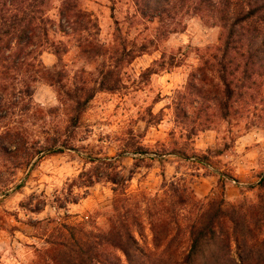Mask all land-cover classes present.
I'll return each instance as SVG.
<instances>
[{
  "label": "rangeland",
  "instance_id": "obj_1",
  "mask_svg": "<svg viewBox=\"0 0 264 264\" xmlns=\"http://www.w3.org/2000/svg\"><path fill=\"white\" fill-rule=\"evenodd\" d=\"M76 2L82 13L69 23L51 3L40 56L48 80L32 84L36 108L17 125L29 145L56 140L62 153L17 170L0 161V264H76L79 244L122 226L134 261L184 264L200 215L221 202L249 212L264 197V77L237 74L228 100L220 27L143 19L133 0ZM9 128L0 123V135Z\"/></svg>",
  "mask_w": 264,
  "mask_h": 264
},
{
  "label": "trees",
  "instance_id": "obj_2",
  "mask_svg": "<svg viewBox=\"0 0 264 264\" xmlns=\"http://www.w3.org/2000/svg\"><path fill=\"white\" fill-rule=\"evenodd\" d=\"M53 1L61 3L59 17L68 23L82 13L77 0H0V123L11 126L0 135V161L11 160L14 170L28 166L42 153L47 156L62 153L56 149V140L47 148L36 146L38 143L29 145L17 129L23 116L36 108L32 84L38 79L48 80L40 56L49 43L50 20L46 14ZM133 3L143 19L169 21L170 26L178 25L177 21L186 17L199 18L209 27L224 30V51L218 60L220 80L228 100L234 96L232 84L237 74L240 73L245 81L264 77V0H133ZM92 98L87 97L86 103ZM73 124L77 126V119ZM135 154L144 153L139 150ZM109 178L111 183L118 184ZM257 187L264 191V177ZM182 202L180 204H184ZM225 208L221 202L217 210L200 215L188 227L190 246L184 264H192L193 257L210 247L214 249L203 264L264 261V197L249 212ZM155 225L151 232L156 243V230L165 226L161 221ZM261 232L262 239L259 238ZM136 245L128 227L122 226V235L113 228L108 234L96 235L86 248L79 244V258L74 262L86 264L87 259L88 264L92 261L118 264L109 259L106 248L112 247L124 255L127 264H156L149 258L134 261V254L138 252Z\"/></svg>",
  "mask_w": 264,
  "mask_h": 264
}]
</instances>
